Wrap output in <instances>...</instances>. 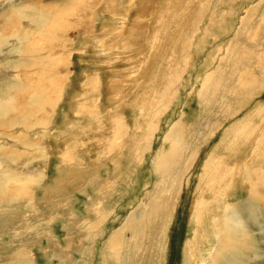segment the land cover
Returning <instances> with one entry per match:
<instances>
[{
    "label": "rangeland",
    "instance_id": "374dc122",
    "mask_svg": "<svg viewBox=\"0 0 264 264\" xmlns=\"http://www.w3.org/2000/svg\"><path fill=\"white\" fill-rule=\"evenodd\" d=\"M77 1L0 0V264H264V0Z\"/></svg>",
    "mask_w": 264,
    "mask_h": 264
},
{
    "label": "bare ground",
    "instance_id": "6f19581e",
    "mask_svg": "<svg viewBox=\"0 0 264 264\" xmlns=\"http://www.w3.org/2000/svg\"><path fill=\"white\" fill-rule=\"evenodd\" d=\"M3 1H5L6 2V5L7 4H11V2H12V0H3ZM80 2V0L79 1H77L76 2V4L77 3H79ZM73 4H75V3H73V0H69V6H71V5H73ZM81 4V3H80ZM201 9V8H200ZM44 9L43 8H41V9H38V7H33V8H31V7H29V6H26V7H22V8H19L18 9V11L16 12V14L17 15H20V20H21V24H20V29H19V31H18V33H16L15 34V37H17V39H18V42L19 43H22L23 41H25L26 40V37H24V38H19L20 36H21V34L22 33H26V34H30V37L33 39V34H35V33H33V34H31L32 32H34V30L33 31H31L30 29H34V27H36V28H40V30H45L47 27H46V19H47V17H48V14H47V16H45V10L43 11ZM196 10V9H195ZM198 11H201V10H199V8H198ZM197 11V12H198ZM193 13V12H192ZM198 14H200V13H198ZM140 15V13L137 15V16H139ZM44 16H45V18H44ZM173 17H170V18H168V20H169V25H171L172 23H173ZM75 20V19H74ZM77 20V19H76ZM26 23H28L29 24V26L27 27V28H29V29H23L22 27H26L27 26V24ZM38 25H40V26H38ZM51 25V24H50ZM69 25V24H68ZM77 25H79V21H78V23H77ZM112 28V27H111ZM135 28H138V26H133V27H130L129 28V30H130V32H131V35L135 32ZM48 29H49V33H51L52 34V32H53V30H54V27L53 26H51V27H48ZM115 29H117V28H115ZM39 30V31H40ZM65 30H67V31H70V29L69 28H65ZM35 31H37V30H35ZM113 31H116V30H113ZM112 31V32H113ZM44 33V31L43 32H41V35ZM46 34H47V31L45 32ZM45 34V35H46ZM50 34V35H51ZM45 35H42V36H45ZM180 35H182V32H180ZM48 36V35H47ZM36 37H37V35H36ZM38 37H40V35L38 36ZM50 37V36H49ZM48 37V38H49ZM45 38V37H44ZM39 39V38H38ZM45 39H47V37L45 38ZM180 39H182V37H180ZM8 40V38H5V37H0V47L2 46V44H3V41H7ZM101 41V40H100ZM47 42H48V40H47ZM104 42H106V41H104ZM181 43V42H180ZM102 44V43H101ZM124 44V43H123ZM126 44V43H125ZM103 45V44H102ZM127 45V44H126ZM179 45V44H178ZM131 47V46H130ZM170 49V48H169ZM249 52V51H248ZM15 54L17 55V57H18V61H17V63H16V74L14 75V77L10 80V81H13L12 83H10V82H8V86H7V84L5 85V83L4 82H2L1 83V88H2V91H1V94H0V99H1V97L3 96V98H2V100H0V115H5V114H7V112L10 110V111H14V108L12 109L11 107H9L10 105H11V102L12 101H10V98L9 97H7V94H9L10 92H12L14 89H17V85H16V83L17 82H19L20 81V74L18 73V69H19V66H21L22 64H24V62L22 61L23 60V58H24V55H23V51L20 49V50H17L16 52H15ZM260 59V58H259ZM259 61V60H258ZM0 67H1V64H0ZM261 68H262V70H264V67H262L261 66ZM254 70V69H253ZM113 82H115V81H113ZM250 82V81H249ZM249 84H251V82L250 83H248V85ZM247 85V86H248ZM14 86H16V87H14ZM246 87V86H245ZM257 87V86H256ZM256 89V88H255ZM236 90H238V89H236ZM250 90H251V92L253 91V89H252V86L250 85ZM144 92V91H143ZM7 93V94H6ZM15 100V99H14ZM13 104L14 103H12V106H13ZM259 105V104H258ZM257 107V106H256ZM258 108V107H257ZM9 111V112H10ZM255 117H264V108L263 109H261V112H260V110L258 109V111L257 110H255ZM254 113V112H253ZM249 115H251V114H249ZM253 116V115H252ZM249 118V117H248ZM252 118V117H251ZM254 119V118H253ZM249 121V120H248ZM247 121V122H248ZM262 122H264V120L262 121ZM175 125V124H174ZM245 125V124H244ZM239 126V125H238ZM237 125H236V128L238 127ZM247 126V125H246ZM245 126V127H246ZM176 127V125L174 126V127H172V128H175ZM244 127V126H243ZM235 128V129H236ZM244 130V129H243ZM238 131H242V128L240 127L239 129H238ZM239 133V132H238ZM237 133V134H238ZM242 133H243V131H242ZM244 133H245V131H244ZM20 134V133H19ZM246 134V133H245ZM244 134V135H245ZM234 135V134H233ZM237 136V135H236ZM235 136V137H236ZM243 135H241L240 137H242ZM237 137H239V136H237ZM167 140H171V141H176V137H174V136H171V135H169V136H167V138H166ZM231 139V138H230ZM249 139V138H248ZM238 141H239V143L236 145V146H234V147H230L229 146V148H228V150L225 152V153H227V152H229V151H233L234 150V148L236 147V148H238L239 149V147H240V145H241V143H243L244 141H246V138H240V139H238ZM223 157V158H222ZM166 159H168L167 158V156H164L163 157V159H162V161L159 163V165H160V167H163V165L165 164V160ZM221 161H222V165L223 164H225V162H227V158H226V156H224V155H222L221 154ZM163 169V168H162ZM221 171V166H220V164H219V166H218V168H217V172H220ZM260 171V169H258V171H257V173ZM253 174H256V172H254ZM255 178V176L253 177H251V181L250 182H248L247 184L248 185H251V184H256V186H261V188L262 189H264V180H258L257 182H255V181H253V179ZM232 179L234 180V182H236V184L237 183H242L243 182V179H239V175H238V173H234L233 174V176H232ZM31 180V179H30ZM253 181V182H252ZM231 183V182H230ZM226 189H227V186L225 187ZM238 188V187H237ZM252 192H254L253 193V196H255V197H257V198H259V200H261V194L259 193V192H256V191H254V190H251ZM251 197H252V195L250 196V200H251ZM152 205V207H153V204H151ZM147 207V206H146ZM151 207V208H152ZM158 207H160V206H155L154 208H152L151 209V215L153 216V217H155L156 216V211L158 212L159 211V209H158ZM144 209H145V207H144ZM144 213V212H143ZM141 215V214H140ZM139 218H141V216L139 217ZM143 218H145L144 217V214H143ZM147 218H150L151 219V217H147ZM227 223H228V226H227V229H228V233H227V235H228V241H229V238H230V236L231 235H236V233H238V232H240V233H243L245 230H246V227H247V224H243V223H240V222H236L238 219L236 218V216H235V214L232 212L230 215H228L227 216ZM165 221V220H164ZM148 224H149V222H147ZM237 223V224H236ZM147 224V225H148ZM151 224H152V222H151ZM137 226V225H136ZM231 226H233V227H231ZM246 226V227H245ZM138 230V229H137ZM138 233H139V231H138ZM140 233H142L141 231H140ZM139 233V234H140ZM239 233V234H240ZM238 242V241H237ZM236 242V243H237ZM240 242V241H239ZM217 263V261H215L214 262V264H216Z\"/></svg>",
    "mask_w": 264,
    "mask_h": 264
}]
</instances>
